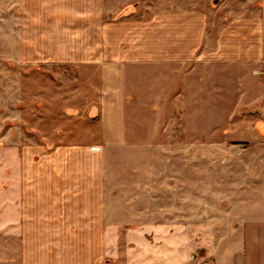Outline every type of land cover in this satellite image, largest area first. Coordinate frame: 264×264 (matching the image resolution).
<instances>
[{"label":"crops","instance_id":"obj_1","mask_svg":"<svg viewBox=\"0 0 264 264\" xmlns=\"http://www.w3.org/2000/svg\"><path fill=\"white\" fill-rule=\"evenodd\" d=\"M26 2L20 58L75 66L90 87L58 92L56 122L35 126L42 141L6 153L4 224L20 240L21 264H264V167L227 190L257 192V219L248 222L232 195L220 211L218 186L203 178L204 145L217 144L203 132L220 122L198 116L205 87L212 98L221 92L204 84L220 82L204 65L253 75L258 59L264 70V4L218 28L213 10L160 9L159 0L120 17L123 0ZM175 112L186 115L174 122Z\"/></svg>","mask_w":264,"mask_h":264},{"label":"rangeland","instance_id":"obj_2","mask_svg":"<svg viewBox=\"0 0 264 264\" xmlns=\"http://www.w3.org/2000/svg\"><path fill=\"white\" fill-rule=\"evenodd\" d=\"M159 1L157 7L160 9L163 6L177 8L182 4L189 10L210 13L213 10L216 16L213 22L215 25L218 24V28L225 27L226 19L230 21L240 19L241 16H238V13L243 12L244 9L260 11L264 4V0H217L216 3H213L214 0H168L166 3H164L165 0ZM144 3H149V0H123L119 6V17L124 13L132 12L136 4L145 9ZM26 5H28L26 0H0V264H21L22 259L20 240L10 237L9 233L14 231L7 230L9 226L5 227L4 224L8 183L4 175L10 163L6 153L11 148L21 150L25 145L42 141V135L37 133L35 126L38 121H43L49 128L53 120L56 122V118L60 115L59 110L63 107L53 103L58 92H65V94L77 92V88L87 92L90 87V84H87L88 81H77L75 66H57L52 62L46 63L35 59L33 62H26L20 58V49L26 44L25 35L20 33L22 21L24 26L26 24L25 18L21 20V11L26 12L25 9L28 8ZM225 11L231 14L222 15ZM208 20H212V17L209 16ZM252 57L255 58V56ZM259 63L258 59H254L248 66L253 75H250L248 70H238L239 67L236 65H204L201 68L205 75L211 72V68H215L213 73L220 79V82L216 80L204 82L212 89L219 87L221 92H217L216 95L213 92L212 98L205 87L206 94L202 97L203 104L201 103L203 111L198 114L199 120L204 124L220 122V128H209L203 132L205 140L217 141V144L204 145V154L207 153V155L204 156L203 178L205 183L207 181L210 185L212 182L218 186L214 198L220 203V211L227 207V201L229 203L232 195L228 194L227 190L234 185L239 187L246 183H253L259 178L255 171L264 167L263 146L260 142V131L256 127L262 119L260 111L263 110L260 97L263 91L260 88L262 83L264 84V70L259 71L261 69ZM250 80H252L251 90L247 88ZM222 88L230 92H222ZM67 99L69 98L65 95L63 101L67 103ZM172 115L173 121L176 122L186 114L175 112ZM167 116L168 114L165 117ZM124 163L128 169L129 159L124 160ZM191 164L189 163V167ZM208 187L210 186L204 188L205 200L211 196L206 189ZM233 197V206L243 208L244 212L246 209L249 210L244 217L247 216L255 221L261 211L258 205V193L236 192L232 195ZM251 221L250 219L248 222ZM254 227L255 225L248 226L247 231L254 233ZM125 247V242L120 240L119 259ZM259 253L262 256V253ZM119 262L121 264V261Z\"/></svg>","mask_w":264,"mask_h":264},{"label":"water","instance_id":"obj_3","mask_svg":"<svg viewBox=\"0 0 264 264\" xmlns=\"http://www.w3.org/2000/svg\"><path fill=\"white\" fill-rule=\"evenodd\" d=\"M216 2H217V0H214V1H213V3H216Z\"/></svg>","mask_w":264,"mask_h":264}]
</instances>
